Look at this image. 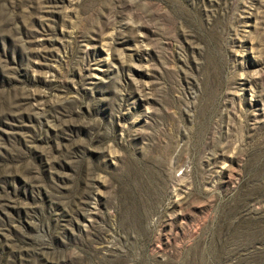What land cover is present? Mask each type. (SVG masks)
<instances>
[{
    "label": "rangeland",
    "instance_id": "1",
    "mask_svg": "<svg viewBox=\"0 0 264 264\" xmlns=\"http://www.w3.org/2000/svg\"><path fill=\"white\" fill-rule=\"evenodd\" d=\"M0 264H264V0H0Z\"/></svg>",
    "mask_w": 264,
    "mask_h": 264
}]
</instances>
